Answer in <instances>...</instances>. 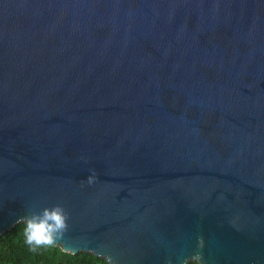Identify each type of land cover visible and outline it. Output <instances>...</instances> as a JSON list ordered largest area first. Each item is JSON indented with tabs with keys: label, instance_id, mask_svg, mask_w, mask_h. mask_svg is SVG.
Wrapping results in <instances>:
<instances>
[{
	"label": "water",
	"instance_id": "obj_1",
	"mask_svg": "<svg viewBox=\"0 0 264 264\" xmlns=\"http://www.w3.org/2000/svg\"><path fill=\"white\" fill-rule=\"evenodd\" d=\"M56 205L67 254L264 264V0H0V237Z\"/></svg>",
	"mask_w": 264,
	"mask_h": 264
},
{
	"label": "trees",
	"instance_id": "obj_2",
	"mask_svg": "<svg viewBox=\"0 0 264 264\" xmlns=\"http://www.w3.org/2000/svg\"><path fill=\"white\" fill-rule=\"evenodd\" d=\"M91 254H67L55 246L28 245L19 224L0 237V264H96Z\"/></svg>",
	"mask_w": 264,
	"mask_h": 264
},
{
	"label": "clouds",
	"instance_id": "obj_3",
	"mask_svg": "<svg viewBox=\"0 0 264 264\" xmlns=\"http://www.w3.org/2000/svg\"><path fill=\"white\" fill-rule=\"evenodd\" d=\"M88 184L93 183V177L88 178ZM68 213L60 206L43 208L38 214L33 213L17 223L22 226L25 242L28 245L53 246L55 242L62 239L68 230ZM204 241L202 237L197 238V248L202 249ZM96 264H113L111 257L97 258ZM182 264H202V256L199 252L191 258L182 261Z\"/></svg>",
	"mask_w": 264,
	"mask_h": 264
}]
</instances>
